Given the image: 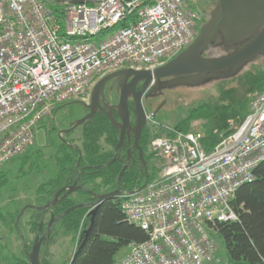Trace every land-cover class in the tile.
I'll return each mask as SVG.
<instances>
[{
	"label": "built area",
	"instance_id": "built-area-1",
	"mask_svg": "<svg viewBox=\"0 0 264 264\" xmlns=\"http://www.w3.org/2000/svg\"><path fill=\"white\" fill-rule=\"evenodd\" d=\"M0 0V166L34 144V127L55 105L89 102L95 82L120 67L154 70L190 46L199 30L190 0ZM122 28L115 26L133 14ZM65 27V28H64ZM114 30L95 40L90 36ZM211 151L201 133L152 140L157 175L122 194L126 219L148 238L116 264H211L213 226L235 221L231 201L264 160V91ZM154 118L153 114L148 119Z\"/></svg>",
	"mask_w": 264,
	"mask_h": 264
},
{
	"label": "trees",
	"instance_id": "trees-1",
	"mask_svg": "<svg viewBox=\"0 0 264 264\" xmlns=\"http://www.w3.org/2000/svg\"><path fill=\"white\" fill-rule=\"evenodd\" d=\"M189 3L192 4V2ZM50 7L55 8L54 3ZM194 8L196 7L194 6ZM134 18V13L128 15L115 28L129 25ZM112 31L114 30H104L99 35L89 38H97L98 40ZM212 46L221 48L224 54L232 50L223 45L214 44ZM260 57L264 59L263 56ZM260 57L247 65L252 66L253 69L246 70V66L235 76L220 79L219 81L223 84L219 87L218 95L188 108L186 114L178 117L173 126L156 127L152 122L149 123L142 134V139L144 138L148 144L150 153L148 181L157 175L160 168V159L155 157L150 150L153 139L172 135V130L198 132L202 135L201 144L203 148L207 152H211L223 137L233 132L235 127L241 124L249 114V106L253 97L264 91V68L254 64ZM229 82H236V85L227 88L226 83ZM61 104L55 105L51 113L54 114ZM50 115L45 116L41 121L50 118ZM194 121L201 122V129H192L191 126ZM230 121H233L234 127H231ZM81 126V145H77L74 137H65V140H62V147L59 149L60 154H58L60 166L58 177L41 184L36 196L37 201H27L25 206H43L46 204L53 198L57 190L74 180L76 171L84 165L87 166L83 173L85 185L91 181L92 184L89 187L96 190H101L104 187L105 191L117 187L118 176L123 165L118 160L111 164L109 162L115 156V148L120 138L119 130L103 114H97L92 120H86ZM32 147L33 145L25 154L13 160L21 157L24 159L23 162H26ZM80 153L82 155L79 159ZM2 166L0 167L2 168ZM1 168L0 187L5 185L7 173ZM253 175V180L242 184L237 190L235 198L231 201L237 214V220L220 222L213 226V232L218 233L223 238L229 259L234 264H264V160L255 167ZM99 178L101 182L97 183L96 180ZM147 178L145 173L141 174L138 168L129 167L122 177L121 190L133 191L141 187ZM80 192L72 193L56 203L53 207L54 214H62L66 209L81 204L82 197L86 193ZM78 194L83 196L79 197ZM122 200L120 195L103 201L95 213L93 225L89 231L87 229L91 224V207L84 206L73 209L54 223L51 235L44 242V245L55 242L54 236L56 234L53 235V233L56 224L60 222L66 234L75 231L78 235L74 254L69 264H116L119 260L117 255L123 248L148 238L144 230L126 219L121 207ZM28 209L32 211V216L28 221L31 226L30 230L35 232L32 242L27 244V250L23 245L22 255H16L11 250L9 240L4 242V236H0V264H29L28 251L32 249L35 241L42 213L32 207H28ZM21 211L22 208L17 206L13 211L0 207V221L6 228L9 227L11 231L16 232L23 241L22 237L25 239V234L22 232L20 223L27 209L20 216ZM46 216L50 218L49 210L45 213L44 224L48 222ZM18 217L19 220L17 221ZM212 235L214 234L212 233ZM24 242L27 243L26 239ZM45 254L42 255L41 250L40 264H55L50 256Z\"/></svg>",
	"mask_w": 264,
	"mask_h": 264
},
{
	"label": "water",
	"instance_id": "water-1",
	"mask_svg": "<svg viewBox=\"0 0 264 264\" xmlns=\"http://www.w3.org/2000/svg\"><path fill=\"white\" fill-rule=\"evenodd\" d=\"M53 3L54 0H45ZM57 2H64L66 0H56ZM74 3L92 2V0H68ZM222 34V45L229 49L237 45L240 47L220 56H205L204 53L217 32ZM264 57V0H218V6L212 12L211 19L203 24L199 30L198 36L194 42L185 50L181 51L174 58L169 60L162 66L154 70L148 69H128L120 70L111 75H107L99 79L91 90V104L88 106L91 110L89 114L79 119L76 123L71 125L68 129L62 130L60 133H68L76 128L78 125L83 124L86 120H92L95 115V107L99 106L100 94L105 98L104 86L105 82L115 75H119L122 71H129V76H133L130 81V90L123 88L119 103L116 105L120 122L113 114V108L107 112L112 124L120 129V139L115 148V156L111 159L109 164L113 163L122 146L125 144L126 136L132 131L136 134L135 143L138 144L142 129L147 122V113L142 104L141 97L151 81L154 79L160 80L165 77L178 76L181 77L173 81V85H190L197 86L208 83L217 79H226L235 76L243 70L250 62L256 60L258 57ZM145 80L144 84L136 94L134 85L136 81ZM154 90V88L152 89ZM133 95L135 103V113L137 123L132 126L130 123V109L128 98ZM158 108L156 112L159 110ZM105 110V108H104ZM142 154V153H141ZM81 153L79 159L81 158ZM127 165H124L117 181V187L103 194H96L97 200L93 202L92 209L90 210L91 224L87 231L93 225L95 213L100 204L106 199L122 196L121 180ZM148 183V178L144 184L129 193L134 194L143 190ZM83 189L82 184H74L57 190L53 198L43 206L26 205L20 216L24 214L28 207L39 210L42 213L39 222L38 232L33 243L32 249L28 251L29 264H40L41 250L44 242L47 241L51 235L54 223L76 208L86 206V204H78L65 210L62 214L55 215L53 207L56 203L71 195L74 191ZM65 191L63 195L62 192ZM50 211V219L47 225L44 226V216L46 211ZM19 217L17 218V221ZM17 224V222H16ZM23 241L25 240L22 237ZM24 248L27 250L28 245L24 242Z\"/></svg>",
	"mask_w": 264,
	"mask_h": 264
},
{
	"label": "rangeland",
	"instance_id": "rangeland-1",
	"mask_svg": "<svg viewBox=\"0 0 264 264\" xmlns=\"http://www.w3.org/2000/svg\"><path fill=\"white\" fill-rule=\"evenodd\" d=\"M191 1L193 2V0ZM46 3L50 6L52 4L51 2ZM193 3L192 4L198 9L199 13H202V22L205 24L209 21L211 13L217 7L218 0H199L198 3L196 1ZM95 40H97V38H95ZM214 47H210L205 55L212 57L224 54L221 48ZM254 64L264 68V59L260 57ZM249 69H253V67L250 65L247 66L246 70ZM219 80L220 79L213 80L197 86L177 85L172 89L165 90L163 96L158 98L155 102H152L147 110L150 114L155 113L153 114L154 118L151 120L152 124L156 127L173 126L175 120L185 115L188 108L218 95L219 87L223 84ZM232 85H236V82L226 83L227 88ZM161 100L163 101L159 105L158 103ZM84 105V101L80 99H70L59 105L54 114L51 112V115L48 114L50 115L49 119H44L45 125L43 128L42 126L40 127V123L34 127V144L27 161L23 162L24 159L20 157L4 163L2 168L0 167L7 172L6 183L4 186L0 187V207L12 211L16 209V206L23 209L27 201H37L36 196L38 195L41 184L50 182L58 177L60 171L58 154H60L59 149L62 147V140L59 137L58 130L67 128L70 124H74L81 119V116L85 113ZM158 108L160 109L156 112ZM230 125L234 127L233 121H230ZM191 127L193 130H199L201 129V122L194 121ZM81 134L82 126L78 125L72 131L68 132L66 137H74L77 145H81ZM99 181L100 178L96 180L97 183ZM89 183L92 184L91 181ZM104 189L105 188L102 187L101 190ZM80 196L81 195H79V197ZM31 212L30 209H27L20 223L27 244H30L35 236V232L30 230L31 226L28 223L32 216ZM46 219L48 220V216H46ZM212 233L216 239L218 250L216 252V260L211 264H234L229 259L223 238L216 232L212 231ZM54 234H56L54 236L55 242L50 245H43L42 255L46 253L45 255L50 256L55 264H69L74 254L78 235L75 231L66 234L60 222L56 224L53 235ZM0 236H4V242L9 240L10 247L12 248L11 250L16 255H22L24 243L20 236L16 232L11 231L9 227L6 228L1 221ZM129 251L130 247L123 248L118 253L117 259H121L129 253Z\"/></svg>",
	"mask_w": 264,
	"mask_h": 264
},
{
	"label": "flooded vegetation",
	"instance_id": "flooded-vegetation-1",
	"mask_svg": "<svg viewBox=\"0 0 264 264\" xmlns=\"http://www.w3.org/2000/svg\"><path fill=\"white\" fill-rule=\"evenodd\" d=\"M194 1H196L198 3L199 0H193V2ZM197 3H196V5L198 6ZM195 9L198 11L197 8H195ZM198 15L199 16H198V19H197V26H198V30H200L201 26L203 25L202 13H199V11H198ZM211 16H212V13H211ZM210 19H211V17H210ZM222 39H223L222 38V34L218 31L216 33L215 37L213 38V40L211 41L210 45L207 47V49L210 46L214 45V44L222 45ZM240 46L241 45H237V46H234V47H232L230 49L233 50V49H236V48H238ZM207 49H206V51H207ZM206 51H205V53H206ZM205 53H204V55H205ZM205 56H207V55H205ZM130 68L131 67L123 66V67H120V68H118L116 70H113V71L107 73L104 76L111 75L112 73H115V72L120 71V70H128ZM128 75H129V71H124V72L122 71L121 74L115 75V76H113L112 78L108 79L105 82V86H104L105 98H103L102 94H100V98H99L100 105L95 107L96 112H95L94 117L97 114H103V115H105V116H107L109 118V116L107 115V112H109L110 108L112 107L113 108V114H114L115 118L120 122V118H119V115H118V112H117L116 105L119 103L120 96H121L123 88H126L127 90L128 89L130 90V81H131L133 76H129L128 77ZM181 76L182 75L170 76V77L162 78L160 80L154 79L153 81L150 82V84H148V86L146 87V89H145V91H144V93H143V95L141 97L142 104H143V106L145 108V111L147 113V122H146V124L144 125V127L142 129L138 144L135 143L136 134L131 131L129 133V136H126L125 144L120 149L119 154H118V156L116 158V160H118L120 163H122L123 166L127 165V169L129 167H133L135 169L138 168L141 174L145 173L146 178H147L148 172H149V161H150V158H149L150 155L149 154L150 153H149V149H148V144H146L144 138L142 139V134H143L144 129H146L147 126L150 123V121L148 119V115L150 113L147 110L149 108V105L152 102H155L158 98L163 96V93L165 92V90L172 89L173 87H175L176 85H173V81L175 79L181 77ZM96 82H95V84H96ZM144 82H145V80H142V81H139V82L136 81V83L134 82L132 84V86L134 85L133 87H134L135 91H131L132 94H134V93L136 94V92H138L140 90V88L142 87ZM153 88H154V90H152ZM162 101L163 100H161L158 104L160 105V103ZM128 103H129V109H130V123H131L132 126H135L136 123H137V119H136L135 103H134V100H133V95H131L128 98ZM84 104H85L84 105L85 106V113L83 114V116H81V118L86 116L87 114H89L90 111H91L89 109V107H88L91 104V96H90L89 102H87V103L85 102ZM104 108H105V110H104ZM45 119H47V118H45ZM109 120H110V118H109ZM44 125H45V120L40 122V127L42 126V128H43ZM71 125H73V123L70 124V126ZM70 126H68L67 128L62 127L64 129L58 130L59 131V137L61 138V140H65V137L67 136L68 133H60V132L62 130L68 129ZM54 129H51V130H54ZM117 129L120 132V129L119 128H117ZM123 155H125V156H123ZM85 167H87V166L86 165H84L83 167L81 166V168H79L76 171V176L74 177V180L71 183L66 184V185H64L61 188L70 186V185L74 184L75 181H77V185L82 184L83 189H79L77 191H74L73 194L81 193L80 191L85 192L86 195L82 198L83 200L81 201V204H86V206L88 208L91 207V209H92L93 202H95L97 200V198L94 195V193L103 194V193H106V192H110V191L114 190L115 188L105 191V190H96V189H93V188L89 187V186H91L90 183L85 185L84 184V176H83V173L85 171V169H84ZM99 182H101V179H100ZM123 192H125V191H123ZM64 193H65V191H63L61 195H63ZM32 206H35V205H32ZM36 206H39V205H36ZM49 219L50 218H48V221H49ZM46 225H47V223L44 224V226H46Z\"/></svg>",
	"mask_w": 264,
	"mask_h": 264
}]
</instances>
